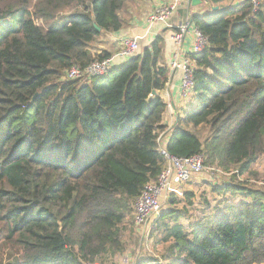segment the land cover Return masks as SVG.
I'll list each match as a JSON object with an SVG mask.
<instances>
[{"label": "trees", "instance_id": "obj_1", "mask_svg": "<svg viewBox=\"0 0 264 264\" xmlns=\"http://www.w3.org/2000/svg\"><path fill=\"white\" fill-rule=\"evenodd\" d=\"M129 1L0 0V264H92L121 251V224L164 168L165 133L169 155L202 154L233 173L187 225L177 206L194 195L171 196L153 224L165 255L135 264H264V180L251 174L264 156V0L191 17L207 45L189 56L190 105L171 127L160 36L105 76L65 78L111 56L90 48L124 27Z\"/></svg>", "mask_w": 264, "mask_h": 264}, {"label": "built area", "instance_id": "obj_2", "mask_svg": "<svg viewBox=\"0 0 264 264\" xmlns=\"http://www.w3.org/2000/svg\"><path fill=\"white\" fill-rule=\"evenodd\" d=\"M183 1L165 0L161 6L151 11L145 20L146 31L156 24L170 27L169 21ZM245 1H249L254 9L259 5V0H239L240 3ZM189 32L191 34V54L198 55L206 47L207 41L191 21L185 20L177 26L176 30L170 35V41L176 48H180ZM120 43L119 51L115 55L101 61H93L85 68L72 66L66 71L65 78L68 80H80L84 77L105 76L110 70L115 68L116 61L127 62L137 56L140 51L139 38L125 37L121 39ZM169 68L178 72L179 96L182 99H188L193 89V62L188 57L180 60L174 59L170 62ZM167 141L168 135L166 133L158 140V151L165 161L163 170L156 181L149 182L144 186L134 203L133 223L140 230L157 220L171 196L181 198L184 193V187L204 171L209 170L204 165L202 154H195L190 157L169 155L165 148ZM122 264H135V261L125 257L122 260Z\"/></svg>", "mask_w": 264, "mask_h": 264}, {"label": "crops", "instance_id": "obj_3", "mask_svg": "<svg viewBox=\"0 0 264 264\" xmlns=\"http://www.w3.org/2000/svg\"><path fill=\"white\" fill-rule=\"evenodd\" d=\"M165 0H150L147 7L149 9L141 10L139 14L130 8L127 11V18L125 19L124 27L116 33L103 34L96 42L91 45L90 52L92 55H99L101 53H108L111 56L115 55L120 48V41L125 37L139 38L140 48L149 45L156 37L162 38L161 59L163 66L168 69V82L165 89L159 93V97L167 105V110L163 119L164 124L171 127L177 121L179 114L184 112L190 105V102L186 99H182L179 96V81L178 76L174 77L173 69L169 68L170 62L174 59L189 58L191 55V34L190 32L185 36L183 45L180 48H176L170 41V35L176 30L185 20L192 22L191 17L197 14L204 15L207 12L212 11V7L223 8L231 5L235 6L239 4V0H223L218 6H214L210 3L199 0V4L191 6L190 0H184L180 4L178 9L172 15L169 25L165 27L160 24L152 26V28L146 31V17L155 8L161 6ZM193 24V22H192ZM110 56V57H111ZM126 62L118 60L115 62V68L123 65Z\"/></svg>", "mask_w": 264, "mask_h": 264}, {"label": "rangeland", "instance_id": "obj_4", "mask_svg": "<svg viewBox=\"0 0 264 264\" xmlns=\"http://www.w3.org/2000/svg\"><path fill=\"white\" fill-rule=\"evenodd\" d=\"M149 3L150 0L129 1L125 4L124 9L121 12L122 18H127V11L130 8H133L137 14H139L141 10L149 9V7H147ZM66 16V12L60 13L57 19L59 21L64 20ZM36 23L39 24L40 21ZM186 128L194 132L201 141H204L208 135V131L205 127H198L195 129L189 125L186 126ZM252 172L253 173L251 174H257V181H255L256 184H259V181L264 180V156L260 157L257 163L254 164ZM232 173L233 172L224 173L219 167L214 165L213 167H210L209 170L204 171L200 176L191 180V182L184 187V192H192L194 195V198L192 199L194 206L188 207L184 201V197L180 199L181 203L177 206V209L186 206L189 215L191 216L190 219H184L181 221L183 225H187L188 222L193 221V217L198 216L200 212L209 210L205 204L206 202L209 203L210 206L215 205L219 196L212 191V187L228 181L227 178H229ZM250 177L253 180L256 179L253 175H250ZM167 206L168 205H166L165 208H167ZM133 207L134 205L132 204L130 214L120 226L122 250L119 252L109 251L94 260L92 264H122V260L125 257L135 262L142 258H155L156 260H160V258L165 255L167 245L162 242L161 233H156L153 230L154 223L145 226L141 230L135 226L133 223Z\"/></svg>", "mask_w": 264, "mask_h": 264}, {"label": "water", "instance_id": "obj_5", "mask_svg": "<svg viewBox=\"0 0 264 264\" xmlns=\"http://www.w3.org/2000/svg\"><path fill=\"white\" fill-rule=\"evenodd\" d=\"M200 2H199V0H190V4H191V6H196L197 4H199ZM218 10V7H212V11H217ZM95 29L97 30V31H99V28H97L96 26H95ZM178 76V72L177 71H174V77H177ZM154 93V92H153Z\"/></svg>", "mask_w": 264, "mask_h": 264}]
</instances>
